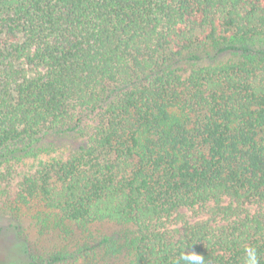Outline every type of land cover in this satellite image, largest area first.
Masks as SVG:
<instances>
[{
    "label": "trees",
    "instance_id": "16d2710c",
    "mask_svg": "<svg viewBox=\"0 0 264 264\" xmlns=\"http://www.w3.org/2000/svg\"><path fill=\"white\" fill-rule=\"evenodd\" d=\"M68 133L13 264H264V0H0V160Z\"/></svg>",
    "mask_w": 264,
    "mask_h": 264
},
{
    "label": "rangeland",
    "instance_id": "374dc122",
    "mask_svg": "<svg viewBox=\"0 0 264 264\" xmlns=\"http://www.w3.org/2000/svg\"><path fill=\"white\" fill-rule=\"evenodd\" d=\"M81 140L76 134L53 135L26 154L0 160V264L42 261L45 253L61 248L60 241L46 239L39 227L42 204L17 198L18 184L41 159L71 153ZM26 242L29 251H25ZM63 244V243H62Z\"/></svg>",
    "mask_w": 264,
    "mask_h": 264
},
{
    "label": "clouds",
    "instance_id": "9594fccd",
    "mask_svg": "<svg viewBox=\"0 0 264 264\" xmlns=\"http://www.w3.org/2000/svg\"><path fill=\"white\" fill-rule=\"evenodd\" d=\"M186 250L181 253L176 264H181V262H183V264H205L206 259L203 255L194 251L188 252ZM243 264H260V256L255 246L245 247Z\"/></svg>",
    "mask_w": 264,
    "mask_h": 264
}]
</instances>
